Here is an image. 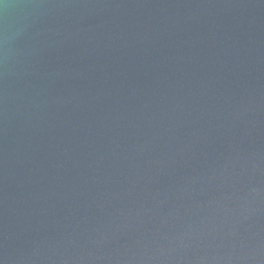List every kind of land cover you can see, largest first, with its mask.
Segmentation results:
<instances>
[{
    "label": "water",
    "instance_id": "obj_1",
    "mask_svg": "<svg viewBox=\"0 0 264 264\" xmlns=\"http://www.w3.org/2000/svg\"><path fill=\"white\" fill-rule=\"evenodd\" d=\"M0 264H264V0H0Z\"/></svg>",
    "mask_w": 264,
    "mask_h": 264
}]
</instances>
